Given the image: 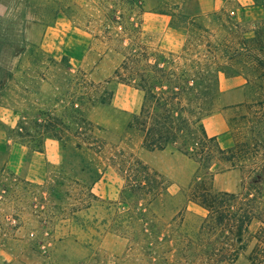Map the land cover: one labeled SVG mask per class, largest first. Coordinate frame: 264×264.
I'll use <instances>...</instances> for the list:
<instances>
[{"label":"rangeland","instance_id":"374dc122","mask_svg":"<svg viewBox=\"0 0 264 264\" xmlns=\"http://www.w3.org/2000/svg\"><path fill=\"white\" fill-rule=\"evenodd\" d=\"M170 13L199 16L218 40L228 36L227 26L237 49L235 37L253 29L264 9L252 0H0V264H166L141 251H165L171 245L161 238L181 231H161L156 242L154 231L146 237L135 220L124 219L120 197L127 182L118 161L132 155L163 175L168 193L148 209L165 226L185 203L169 195L188 187L198 164L171 149L149 151L145 134L127 129L143 93L120 83L115 71L127 52L119 41L126 47L133 36L124 30L131 23L142 31L137 49L181 53L186 33L172 27ZM185 21L177 18L175 25ZM249 91L221 93L215 113L237 99L248 102ZM93 97L104 103L92 105ZM244 111L228 114V129L229 118ZM79 119L97 127L98 143L63 150L56 136L78 141L72 128ZM219 143L229 146L230 135ZM213 188L238 193L250 185L233 169L215 175ZM189 210L204 214L193 203Z\"/></svg>","mask_w":264,"mask_h":264},{"label":"trees","instance_id":"16d2710c","mask_svg":"<svg viewBox=\"0 0 264 264\" xmlns=\"http://www.w3.org/2000/svg\"><path fill=\"white\" fill-rule=\"evenodd\" d=\"M252 1L253 7L264 9V0ZM170 17L172 27L186 33L181 53H149L148 46L137 49L142 31L131 23L124 29L133 35L128 45L123 47L119 41V46L127 52L122 54L115 76L120 83L143 93L140 109L127 123V129L145 134L147 150L171 149L193 159L198 168L180 195H169L185 203L165 226L157 216L149 215L148 209L152 202L168 193L163 175L132 155L122 157L118 161L119 170L127 182L120 197L123 217L131 224L135 220V227L146 237L149 234L145 231H154L156 242L161 238V231H181L161 238L171 245L167 250L141 251L154 262L264 264V16L245 35L235 37L241 44L237 49L230 39L233 31L225 25L223 29L228 36L218 40L217 33L206 27L199 16L170 13ZM177 18H184V25H175ZM236 64H241L243 69H236ZM221 74L242 76L244 88H251V100L223 107L245 108L244 112L229 118L227 134L231 144L227 147L220 145L218 137H210L204 126V120L218 109ZM98 101L104 103V98L93 97L92 105ZM96 128L86 119H79L72 128L78 141L56 138L63 150L72 143L76 149L91 150L98 143ZM233 169L246 174L250 188L238 193L214 190L215 175ZM99 173L97 169L94 183ZM191 203L201 207L204 214L190 211ZM117 227L125 228L120 223Z\"/></svg>","mask_w":264,"mask_h":264},{"label":"crops","instance_id":"0c3cea01","mask_svg":"<svg viewBox=\"0 0 264 264\" xmlns=\"http://www.w3.org/2000/svg\"><path fill=\"white\" fill-rule=\"evenodd\" d=\"M245 80L241 76L223 77L220 80L222 96H238L244 90ZM243 99L227 103V105H238L244 103ZM235 108H226L220 112L214 113L204 120V126L207 134L210 137L216 136L220 138L228 131V114L235 110ZM48 158L50 162L56 163L57 158L54 152L48 150Z\"/></svg>","mask_w":264,"mask_h":264}]
</instances>
